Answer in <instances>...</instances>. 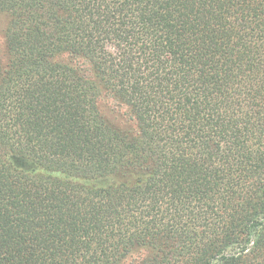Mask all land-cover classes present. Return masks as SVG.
I'll use <instances>...</instances> for the list:
<instances>
[{
  "label": "trees",
  "instance_id": "trees-1",
  "mask_svg": "<svg viewBox=\"0 0 264 264\" xmlns=\"http://www.w3.org/2000/svg\"><path fill=\"white\" fill-rule=\"evenodd\" d=\"M0 15V264H264V0Z\"/></svg>",
  "mask_w": 264,
  "mask_h": 264
},
{
  "label": "rangeland",
  "instance_id": "rangeland-1",
  "mask_svg": "<svg viewBox=\"0 0 264 264\" xmlns=\"http://www.w3.org/2000/svg\"><path fill=\"white\" fill-rule=\"evenodd\" d=\"M4 28H5V18L4 16L0 15V57L5 62V57H6V41H5V36H4ZM118 103L115 102V100L108 98V97H103L100 103V108L103 114L107 119H112L111 116H113L112 110L116 109L119 110L120 112L126 114L127 111L125 107H118ZM15 163L17 166L29 169L31 166L25 161L20 158H15L14 159ZM106 181H98V184H103Z\"/></svg>",
  "mask_w": 264,
  "mask_h": 264
}]
</instances>
